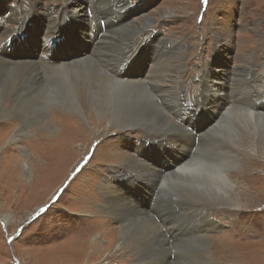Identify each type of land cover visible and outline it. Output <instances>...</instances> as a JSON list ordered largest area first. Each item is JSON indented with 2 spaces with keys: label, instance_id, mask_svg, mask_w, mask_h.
<instances>
[{
  "label": "rangeland",
  "instance_id": "374dc122",
  "mask_svg": "<svg viewBox=\"0 0 264 264\" xmlns=\"http://www.w3.org/2000/svg\"><path fill=\"white\" fill-rule=\"evenodd\" d=\"M90 1L93 0H80L87 13L94 11H89ZM102 1L106 0H95L94 7L101 6ZM111 1L110 9L115 15L112 14L113 21L121 16L119 11L127 7L133 9L123 20L125 24L138 26L132 38L128 39V56L137 51L142 54L143 46L150 39L156 47L157 60L165 61L168 51H173L174 58L170 61L175 67L168 71L179 83V103L191 110L190 125H198L202 130L204 119L210 120V117H205L206 111H213L210 105L204 108L203 117L194 116L195 102L204 88L202 76L209 68L220 79L234 74H239L242 80L251 79L255 83L256 95L243 94V98L255 103V109L260 99L264 101V0H207L206 3L204 0ZM68 2L0 0V7L18 9L25 16L33 11L38 13L31 23L35 33H28L29 37L21 41L27 42L28 51L36 53L45 49L41 27L44 23L47 25L44 21L46 11L50 10L58 21L64 23ZM7 13L1 15V21L12 38L6 39L11 43L6 44L1 53L0 58L4 60L10 51L18 53L12 45L19 37V28L10 22ZM144 22L148 25L141 28L140 24ZM122 27L115 26L119 36ZM86 28L87 23H78L73 30H83L86 40ZM0 33L3 36L6 32ZM74 35L70 32L64 36L70 40ZM117 35L114 40L116 47L122 40ZM91 39L88 40L93 45ZM158 41L161 43L157 45ZM89 43H84L76 50L77 53ZM150 48V44L144 48V56L151 59ZM113 50L106 48L108 53ZM73 52V48H69L63 54ZM140 60L134 61L135 69L130 72L127 69L129 75L146 66L144 61L139 65ZM259 80L261 85H257ZM157 90L154 95L158 94ZM241 90L246 92L245 85ZM221 97L229 101L231 93L226 92ZM0 111V264H134L130 252L110 254L108 239L111 233L109 235L108 232L111 227L121 228V225L103 216L100 210L103 198L97 189L109 182V201L121 204L128 213L130 201L147 209L151 197L149 188L137 179L140 170L132 171L125 165L124 156L127 154L137 160L149 158L148 147L159 141L163 134L149 131L142 125L115 130V127L103 124L105 119L102 118L97 124L102 128L106 126L104 131L90 130V133L88 128V143L84 146L82 131L66 126V114L58 102H51L45 108L47 118L55 116H52L53 124L43 123L44 120L34 122L28 110L19 114L5 107ZM168 118L174 122L173 116L168 115ZM24 121L28 129L16 133ZM205 133H202V139L206 138ZM69 134L75 137L73 144L54 142L58 136ZM151 137H156V141ZM224 150L227 153L219 152L213 156L216 157L214 162L231 177L239 207L192 198L186 200L189 204L180 201L183 199H173L166 211L172 215L168 224L170 232H176L173 242L178 245V254L174 252L168 258L166 251L164 259L155 264H264V149L259 153L236 146L232 152ZM158 155L157 152L153 155L155 160L159 159ZM147 164H151L153 173L159 174L155 170L160 169L157 164L150 160ZM135 188L140 190L136 192ZM113 189L115 193H112ZM167 189L172 191L169 187ZM134 194L136 196L132 198ZM173 195L178 193L172 191ZM195 208H198V215L194 218L183 215L195 214ZM151 218H155V223L162 229V221L155 215ZM114 231L112 229L111 232ZM104 234L109 235L108 238ZM94 239L99 240V247L93 246ZM199 242L204 245L197 246Z\"/></svg>",
  "mask_w": 264,
  "mask_h": 264
},
{
  "label": "bare ground",
  "instance_id": "6f19581e",
  "mask_svg": "<svg viewBox=\"0 0 264 264\" xmlns=\"http://www.w3.org/2000/svg\"><path fill=\"white\" fill-rule=\"evenodd\" d=\"M94 3L95 0L89 2V11H94L87 13L80 0H69L65 8L64 23L58 21L56 15L47 10L44 15L47 25L44 23L41 27L45 49L36 52L33 59L19 57L16 51H10L6 60L0 58V110L9 107L19 114L28 110V115L35 119L34 122L44 120L43 123L53 124L55 116L47 118L45 108L51 102H58L66 114L64 115L66 126L82 131L84 146L88 143V128L90 133V130L104 131L106 126L102 128L97 124L102 118L105 119L103 124L107 123L108 126L115 127V130L142 125L149 128V131L163 134L159 136V141H156V137H151L156 142L148 147L147 154H151L149 158L137 160L127 154L124 156L125 165L132 171L140 170L137 179L149 188L151 197L148 200L147 209L130 201L128 213L121 204L109 201L107 196V190L111 186L109 182L103 184L101 189H97L103 198L101 206L99 205L101 213L121 225V228L111 227L108 232L109 235L111 233L110 240L108 239V244L111 245L110 254H115L116 251L130 252L134 264H155L156 261L160 262L164 259L166 251H168V258L174 252L175 255L178 254V245L173 242L176 232H170L171 226L168 224L171 223L172 215L166 211V207L173 199H183L180 201L187 204L189 203L186 200L192 198V200L210 203L214 201L219 205L229 204L239 207L237 190L234 188L231 177L215 164L216 157L213 158V156L219 152L227 153L224 149L232 152L234 146L257 152L264 149V101L260 99L255 109V103H249L243 98V94L244 96L256 95L255 83L251 79L242 80L239 74V76L234 74L232 77L220 79L217 75H213L214 70L209 68L202 76L204 88L198 101L195 102L194 116L203 117L206 105L213 107V111H206L205 117H210V120L204 119L202 130L198 125H190L191 110L179 103L177 92L179 83L177 79H174L176 77L169 73L170 69L175 67L172 60L170 61L174 58L173 51H168L165 61L157 60L156 47L150 39L143 46L142 54L137 51L132 56H128L127 49L130 43L128 39L130 36L132 38L138 26L123 23L122 16L113 21L112 14L115 15L114 10L112 13L110 9L113 4L111 0L102 1V5L96 7ZM6 13L10 22L17 24L19 36L23 39L26 36L29 37L28 33H35L31 23L38 16L36 11L25 16L21 15L18 9L0 7V31L7 33L3 36L0 33V57L6 42L10 41L6 39L12 38L10 31L1 21V15ZM98 16L108 23L105 30H102L98 24L93 25ZM78 23H87L90 28L89 37L86 36V40L82 28L73 30L74 25ZM116 25L121 27L124 25L120 36L115 32ZM146 25L148 24L145 22L140 24L141 28ZM93 29H95L94 32ZM70 32L75 33L69 41L73 43L76 50L85 45L84 43H89L88 39H91V35L93 45L87 44L83 50L72 57L71 53H67L66 57L57 55L55 57L52 53L53 46L49 44V41L54 35H66ZM115 35L122 39L117 47L114 45ZM160 43L158 41L157 45ZM149 44L153 54L151 59L144 56V48ZM106 48L114 50L108 53ZM41 59H43L42 62ZM139 59H141L139 65L144 61L146 66L139 69V72L129 75L127 69L131 64L132 69H135L133 63ZM260 78L263 76L260 75ZM244 85L246 92L241 90ZM257 85H261L260 80ZM153 89H158L157 95H154L156 92ZM226 92L231 93L229 101L221 97ZM6 103L8 106H4ZM36 108H38L37 112ZM168 115L173 116L174 122L168 118ZM94 117L99 119L96 120ZM24 122L25 124L18 127L19 130L16 133L28 129L27 122ZM93 123L96 124L93 125ZM184 125H187V128ZM204 132H206V138L202 139ZM70 134L58 136L57 139L54 138V142L63 143L64 141L73 144L75 137ZM242 139L245 140L241 142ZM194 141L195 144H193ZM156 152L159 154L158 160L153 157ZM162 158L167 159L169 165L161 167ZM149 160L160 167L159 170H155L162 176L151 171V164H147ZM167 187L178 195L171 196L172 191H169ZM139 190L135 188L136 192ZM112 193H115V189ZM135 196L136 194L132 195V198ZM194 211L195 214H182L185 217L194 218L198 215V208ZM153 215L162 221V229L155 223V218H151ZM175 224L176 222L172 225ZM112 229L116 231L111 232ZM98 241L94 239L95 248L100 245ZM200 245H204L203 242L197 244V246Z\"/></svg>",
  "mask_w": 264,
  "mask_h": 264
},
{
  "label": "snow or ice",
  "instance_id": "6c2138e0",
  "mask_svg": "<svg viewBox=\"0 0 264 264\" xmlns=\"http://www.w3.org/2000/svg\"><path fill=\"white\" fill-rule=\"evenodd\" d=\"M204 2L206 3V2H207V0H204Z\"/></svg>",
  "mask_w": 264,
  "mask_h": 264
}]
</instances>
